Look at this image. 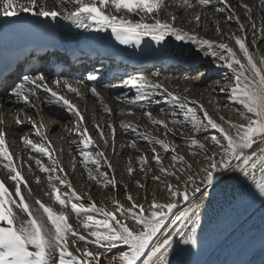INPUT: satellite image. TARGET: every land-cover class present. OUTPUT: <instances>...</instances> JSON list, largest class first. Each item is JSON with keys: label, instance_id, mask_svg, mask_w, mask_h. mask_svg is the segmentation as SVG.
Masks as SVG:
<instances>
[{"label": "snow or ice", "instance_id": "obj_1", "mask_svg": "<svg viewBox=\"0 0 264 264\" xmlns=\"http://www.w3.org/2000/svg\"><path fill=\"white\" fill-rule=\"evenodd\" d=\"M198 3L207 6L210 0H198ZM193 6L191 0H182L181 7ZM243 7L251 20V7L247 4ZM166 8L164 0H55V4L51 7L46 0H0V17L19 16L21 12L50 18L51 21H56L59 17L70 21L77 28L98 32L110 30L112 37L121 45L140 48L145 37H149L157 45H162L170 36L176 41H187L197 46L205 56L210 55L214 61L222 63L230 70L231 77L225 78L234 81L232 87L220 88L219 91L228 92L230 102L240 106L238 115L247 121L246 124H237L220 117L221 122H217L203 105H199L200 111L203 112L202 118L196 107H193L198 102L190 100L188 96L175 94L163 84L148 80L142 75L124 79L122 86L135 89L134 97L127 99L129 105L147 108L148 104L145 101H151L156 93H160L163 102L171 105L173 109H178L183 116L182 121L172 120L174 127L178 123L181 126L189 123L194 133L213 129L219 130L222 135L205 136L206 140L212 142V147L219 148L218 152L209 151V148L195 137L186 140L189 147L199 149V153L194 152L193 155L202 153L201 162L206 165L193 172L192 165L183 156L176 154L174 144L170 146L165 139L140 132L139 126L130 121H121V128L125 132H135L137 136H141L153 145H159L165 152H171L172 161L178 162L181 167L177 171L169 172L163 166L156 147H152L153 160L164 174V178L154 175L153 181L166 187L170 202L158 203L153 196L150 203L145 201L144 204H138L131 194H128L127 198L131 201V206L126 207L116 197H112L114 210L107 208L103 203L98 206L89 194H86L89 200L87 206L82 202H73V200L82 201L83 197L74 190L60 159L51 154V142L41 131L44 128L43 123L37 127L36 122L31 121L34 134L40 137L41 142L34 143L27 137H21V140L25 147H30L50 161L45 165L40 158L30 157L36 167L46 174L50 191L45 192V195L58 202L61 208L59 212L38 197L34 204L30 203L29 198L33 193L28 181L22 175L23 164L18 170L6 143V133L0 128V161L7 162L3 166L7 170V176L15 182V197L19 198L17 201L6 187L5 181L0 179V264H171L169 256L174 251L175 237L179 236L180 241L185 245L197 246L201 209L205 207V202L210 196L209 190L213 187L217 175L239 173L251 177L259 197L264 198V56L258 51L250 52L244 38L235 36V43L243 56L242 60L229 44L209 40L198 36L195 32L190 33L174 26L176 20L174 14L167 13L171 19L162 20L160 13ZM133 17L139 18L133 19ZM233 19L239 25V30L243 32L245 25L240 22L239 16L233 13L227 17L229 21ZM195 20L199 24L200 13L196 14ZM252 27L255 29V23ZM219 31L217 27V32ZM252 43L256 44L255 32ZM87 78L95 81L97 76L89 74ZM54 83L57 88L62 83L68 91L81 95L79 90L72 87L67 80H56ZM41 90L47 104L62 106L77 117L76 134L83 139L76 143L80 145L78 153L89 178L97 183H100L102 178L105 186L111 184L115 190L118 181L114 176L109 178L108 173L101 171L102 160L108 163L109 167L111 164L105 151L100 149L98 144H94L87 127L83 124L82 112L64 95L48 85L43 72L37 75L25 74L12 88L11 95L25 104L36 107L33 98H40ZM90 91L100 100L103 111L111 115V108L104 103L96 87L93 86ZM187 91L188 89H185V92ZM117 99L126 98L117 97ZM144 114L153 125L163 127L165 136L173 132V128H169L166 121L153 118L150 112ZM173 115H176L175 111ZM16 123L22 122L17 118ZM95 127L107 147L109 141L105 136L104 125L97 123ZM106 127L114 137L115 128L111 120L107 122ZM46 143L48 146H45ZM254 145L258 146L253 148ZM131 146H136L135 140L131 142ZM92 147L97 149L94 154L91 152ZM17 159L20 158L17 156ZM137 160L141 170L151 171L146 157L140 156ZM24 163L26 164L27 161ZM71 167L73 170L76 168L75 157ZM258 169L259 178L256 175ZM28 171L32 172L31 165H28ZM127 171L130 174L133 172L131 164ZM168 176L175 177L178 184H183V191L174 186L167 179ZM35 179L39 183L41 178L36 176ZM136 183L143 187L139 181ZM22 184L27 196L21 191ZM60 186L66 187L69 191L61 193ZM124 187L127 192L128 186L124 185ZM68 204L71 205V210L77 218L84 217L79 223L88 233L87 236L76 231L69 223L64 211ZM69 237H72L73 246L78 242L84 243L85 249L82 254L77 255L69 250ZM89 245H95L97 251H89ZM119 245L126 246V250H121L117 255L109 258L104 250L111 251ZM76 253H80L79 248H76Z\"/></svg>", "mask_w": 264, "mask_h": 264}, {"label": "rangeland", "instance_id": "obj_2", "mask_svg": "<svg viewBox=\"0 0 264 264\" xmlns=\"http://www.w3.org/2000/svg\"><path fill=\"white\" fill-rule=\"evenodd\" d=\"M191 2H194V6L192 8H187L185 12H182L178 9V4L172 5L169 11L170 13L176 16V19H179L181 17V19L184 20L186 18H193V20H195V16L197 13L203 15L201 16L199 24H197L195 20L196 29L204 30L205 33H207L209 29L213 28L217 33L218 37H215L211 34H208L207 36H200L198 30L192 32H195V34H197L198 36L207 38L209 40L229 44L231 47H233V49L237 52V55L240 56L242 60L243 56L242 53H240L239 51V46L235 43V36H242L244 38L245 44L249 48L250 52L256 53L258 51L260 55L264 56V0H210V3L207 6L200 5L198 3V0H192ZM48 3L55 4V0H49ZM245 4L249 5L252 9L251 20H249L248 18L247 10L245 9V7H243V5ZM203 13L207 14L205 16L209 15L211 21L207 22L206 26L200 27L201 21L205 19ZM233 13L235 14V16H239L240 22L245 25V29L243 32L239 30V25L237 24L235 19L231 21L227 20V17L229 15H232ZM138 18L139 17H137L136 19ZM170 19L171 17H169V20ZM253 23H255L256 25L255 29H253L252 27ZM177 27L181 28L179 26ZM217 27H219L220 29L219 32H217ZM182 29L185 30L184 28ZM187 32L190 31L187 30ZM254 32L256 37V44L252 43ZM257 63H259L258 58ZM220 64L222 65V63ZM220 67L222 68V70L218 71L209 63H201L198 66L193 67L192 70L183 69L177 71L176 73L166 75L165 78V75L163 73H160L157 68H154L155 71L153 72H150L149 69L148 71H146L145 74L137 73L136 75L140 74L148 80H151L153 82H159L175 94H178L180 96H188L190 100L197 101L198 104L193 105V107H196L198 114L202 118L203 112L200 111L199 105H203V108L207 110L209 115L216 119L217 122H221L220 117H223L225 121H232L233 123L237 124H246L247 121L238 115V109L240 108V106L236 103L230 102L228 92L219 91L220 88L230 89L234 83L232 79L225 78L231 77L230 70H228L223 65ZM160 68L162 69L161 65ZM180 76L187 77L189 80L191 79L188 82V85L185 81H178ZM191 81H193L194 84ZM104 84H102L101 86H103ZM188 86H190L193 90L188 89ZM185 89H188V91L185 92ZM103 92L104 91H102L100 94H102ZM85 94H83V98H81L80 96L74 93L73 99L76 100V102L78 101L77 105L79 103V106L80 108H82L81 110L83 111V113H85V115L89 117V119L95 121V123H93L92 121L90 122L89 120L84 119L83 124L87 127L88 132L91 135L92 140L94 141V144H98L100 149L105 151L107 159L111 164V167H109L108 163H105L102 160L101 171L108 173L109 178H112L114 176L118 183L114 190L111 184L105 186V183L102 178L100 183H97L95 180L89 178L87 170L81 163V157L78 153V148L74 147L80 146L76 142L80 141V139L82 138L80 135L78 136L76 134L75 129L77 119L72 114H68L69 118L62 119L63 121L59 126L60 130L57 129L55 130V132L50 134V138L48 139V141L51 142V154L60 159L61 164L64 167L65 173H67L68 177L70 178L74 190L77 194L83 197L82 201L77 202H82L85 204V206H87L89 204V200L86 194L91 195V197L98 206L103 203L107 208L113 210L114 207L111 201L112 197H116L121 203L125 204L126 207L131 206V201H129L127 198L128 194H131L133 199L138 204H144L145 201L150 203L153 199V196H155V199L158 203L170 202L169 193L166 187L163 184L153 181L154 175L161 176L162 178H164V174L160 172L159 166L153 160L154 154L152 153L151 149L154 146L156 147L157 153L161 155V162L163 166L167 168L169 172L177 171L181 167L178 162L172 161L171 152H165L159 145H153L148 140L142 138L141 136H137L136 133L132 131H127L123 136L124 138H121L119 136H116V134L113 137L110 132H106L104 130L105 136L108 138L109 141L107 147H105L103 141L100 139L99 132L97 131L95 124L98 122L102 124L107 123L109 121V116L106 115L105 111L102 110L101 107H103V105L99 102L100 100L97 97L92 100L91 98H89V96H84ZM156 95L160 96V99L158 101L163 102V98L160 93H156ZM80 98L83 100H81ZM105 98L108 97L105 96ZM111 98L112 97L109 96L108 100H111ZM113 100L114 103L110 104L109 107L112 111L113 109H115V112L111 114V122L113 123L114 127L122 129L121 121H130L139 126L140 132L158 137L160 139H165L166 142L170 143V146L174 144L176 146V154L179 156H183L185 160L192 165L193 172L198 171L201 167H204L206 165L201 162L202 153L198 155H193L194 152L199 153V149L195 147H189V145L186 143L187 139L195 137L197 140L204 143L205 146L209 148V151H219V148L212 147V142L210 140L205 139L206 135L210 136L215 134L217 136H221L222 134L219 132V130L208 129L202 133H194L189 123H184L182 126L178 123L174 127L172 124V120L175 119L178 122L182 121L183 116L179 113L178 109H173V107L168 103L160 107H156L155 109H152L150 107L143 108L141 110L139 109L140 112H137L138 105H134L135 111H133L134 108L130 106H128L127 108L125 107V105L121 104V102L116 101L115 96H113ZM71 102L73 103V100H71ZM104 103H106V101H104ZM95 104H97L99 108L95 107ZM152 104L156 105V103ZM21 105L22 106H19L21 116H26L27 120L31 121L37 120L39 118L37 110H34V108L30 109L29 107L26 108L27 104H25L24 102ZM10 106L11 105H9V107ZM119 106L122 109H119ZM174 111L176 112L175 116L173 115ZM145 112H150L152 117L157 120L166 121L168 123V127L173 128V132L168 133L167 136H165V130L163 129V127L153 125L150 122L149 118L145 116ZM6 113L7 112L5 111L4 116H6ZM20 113H16L15 119L19 118V120L22 121L20 119ZM11 115L12 114L10 113V116ZM12 117L14 116L12 115ZM22 123L23 128L21 133L23 137H25V133H30L31 131L33 132V130L29 126L30 124H26L25 122ZM82 130L83 129L81 128V131ZM13 139L14 138H12V143L13 145H15L13 150L16 154H18L22 162L32 160L29 157H37L40 158L45 165H48L50 163L47 157L35 152L30 147H25L22 140L21 143H19L18 141L15 142ZM29 139H31L34 143L38 142V140H36L35 138ZM60 140H62L64 144H61L60 148H58L57 146L55 147L54 144L57 141L59 142ZM133 140H135L136 142L135 147L131 146V142ZM45 146H48V144L46 143ZM256 146L257 145H254L253 148ZM67 147H69L68 149L70 150V154L68 153ZM96 151L97 149L95 147L91 148V152L93 154ZM66 155H68V158ZM69 155L71 156V158ZM140 156L146 157L148 167L151 168V171H147V169L141 170V166L137 160V158ZM74 157L76 161L75 170H73L71 167ZM67 161L69 163H66ZM65 164H67L68 166ZM129 164H131L133 168V172L131 174L127 171ZM34 166L36 165L34 164ZM93 172L95 174L94 169ZM53 175H55V173H53ZM61 175H63V173H61ZM220 177H222V175H217L213 187L209 190L210 196L207 198L205 205L211 203L213 200H216V196L220 194V192L218 191H225L226 189H230L233 186L232 185L230 188L225 186L227 182H223L220 185H217V180ZM242 178L247 177H243V175L242 177L239 176V179L242 180L241 183L245 180ZM167 179L174 186L179 187L181 191H183V184H178L175 177L168 176ZM240 180L238 182L237 179L235 183H240ZM137 181H139L140 185H143V187L138 186L136 183ZM197 183H199L198 180ZM124 185L128 186L127 192L125 191ZM60 188L61 193L69 191L64 186H60ZM219 188L222 189L219 190ZM177 199H180V197H177ZM50 204H52L53 207L55 206V210H61L58 202H54L52 200L50 201ZM64 211L65 214L68 216L69 223L73 225V228L81 234L87 236L88 233L83 229L82 224L79 223V221L84 220V217L81 216L77 218V216L71 210L70 204H68L64 208ZM89 238L91 239V237ZM71 240L72 237H69L68 243L71 247V252L77 255L82 254L85 249L84 243L78 242L77 245L73 246ZM76 248L80 249V253H76ZM88 250L95 252L97 251V247L95 245H89ZM121 250H126V246L119 245L117 248H114L111 251H108L107 249H105L104 251L108 253V257L110 258L111 256L117 255V253Z\"/></svg>", "mask_w": 264, "mask_h": 264}, {"label": "bare ground", "instance_id": "obj_3", "mask_svg": "<svg viewBox=\"0 0 264 264\" xmlns=\"http://www.w3.org/2000/svg\"><path fill=\"white\" fill-rule=\"evenodd\" d=\"M192 1V0H191ZM194 1V0H193ZM49 0H46V3L51 7L54 5L48 3ZM164 3L167 5L166 10H162L160 13V18L162 20H169V17L167 13H170V8L172 5H177L179 6V10L182 12H185L187 7H181L182 0H164ZM194 3V2H193ZM70 8V6H69ZM59 10V8H58ZM25 13V12H24ZM205 19H203L200 23L201 26H206L207 22H210L209 15L205 16L207 14L203 13ZM201 15V14H200ZM168 16V17H167ZM203 16V15H201ZM25 17L28 20H33L37 23H58L61 18H57L56 21H51L50 18H44V17H36L32 15L31 13H25ZM203 17V18H204ZM137 17H133V19H136ZM179 18V17H178ZM151 22V21H148ZM174 26H179L181 28H184L186 31H196L198 30V33L200 36H207L208 34H211L215 37H218L217 33L213 28L209 29L207 33H205L204 30H199L196 29L195 27V20L193 18H186L175 20V25ZM191 29V30H190ZM98 35L101 38H104L109 41L110 44V55H112V52H116L115 49L120 45L114 37H112L110 30L108 31H99ZM149 38V37H145ZM166 47L163 50L157 51L156 53H137L132 55L133 60L132 63H137V67H131L130 64L127 66L131 72V74H137V73H142L145 74L146 71L148 70V66H151L152 64H160L162 66V71L164 78L166 75L176 73L177 71L183 70V69H192L194 65L198 66L201 63H209L212 65L215 69L222 70L220 66H222L220 63L217 61H214L213 58L209 56H205L202 52H200L197 48V46L187 42V41H176L174 37H168L166 41L163 43ZM185 58L189 59V65L187 66L184 63V60L188 62ZM60 61H65L64 57L61 55L59 56ZM105 63L106 61H102ZM217 66V68H216ZM81 67V66H80ZM100 69V68H99ZM97 69V71L99 70ZM40 72H43L46 76V82L50 87H52L54 90L58 91L61 95H64L66 97V93H64L63 89V84L57 88L55 85L54 81L55 78L53 76V70L49 65H44ZM39 72V73H40ZM102 72V70H101ZM72 73H74L73 81L72 79H63L67 80L69 84L75 83L77 81V77H84L82 84L85 82H88L86 87L87 91H83L81 88L77 87L79 92L81 93L80 97L83 98V94L86 93L89 98L92 100L95 99L96 96H94L91 93V88L93 86L98 88V86H101L104 84V79L105 77H97L95 81H87V77L89 74L92 73H84L82 74L81 72H78L77 69H73ZM94 75V74H92ZM190 78V77H189ZM191 80V79H190ZM187 77H182L180 76L178 81L182 82L185 81L186 84L188 85V82L190 81ZM62 81V79H61ZM193 83V81H191ZM195 82V81H194ZM81 83V82H80ZM173 84V82H172ZM194 84V83H193ZM72 86V85H71ZM113 86H106L107 89H111ZM61 89V90H60ZM67 89V88H66ZM188 89L193 90L190 86H188ZM11 90L9 89L6 93H3L0 95V128H3V130L6 133V143L9 146V151L13 154V162L16 164L18 170L20 168V165L23 164V170H22V175L25 177V179L28 181L30 187L32 188V197L30 199V203L34 204L35 199L38 197L41 199L42 202L46 203L45 200L51 199L49 196L45 195V192L50 191L48 182H47V176L45 173H42L36 166H34L35 162L34 160L27 161L25 164L24 162L21 161L20 159H17L18 154L14 152V146L12 143V138L15 142L21 143V137H23L21 131H22V124H17L16 123V113H20V108L19 106H22L21 104L23 101L17 100L14 96L11 95ZM100 89H97V92H99ZM123 91V90H121ZM43 91L41 90L40 93V98H33L35 105L38 107V119L35 120L37 127L43 123L44 128L41 129L45 133L46 136H50L55 130H60V124L63 121L62 119L69 118L68 117V111L63 108L62 106H54L47 104L44 99H43ZM104 97V101H106L107 105L109 106L110 104L114 103L113 98L111 100L108 98ZM80 98V99H81ZM68 99V98H67ZM69 100V99H68ZM79 100V99H78ZM83 100V99H81ZM70 101V100H69ZM109 101V102H108ZM71 102V101H70ZM78 102V101H77ZM76 102V103H77ZM94 102V101H92ZM9 105H11L9 107ZM95 107L99 108L97 104L94 105ZM100 106V105H99ZM78 107H80L78 105ZM101 107V106H100ZM160 107V106H158ZM103 110V107H101ZM82 109V108H81ZM119 109H122L119 106ZM5 111L6 116H4ZM115 112V109L111 111V114ZM10 113L12 115L10 116ZM83 113V112H82ZM106 113V112H105ZM84 119L89 120L90 122L93 121L92 119H89L83 113ZM106 115L109 116V120H111V115L106 113ZM20 119L22 120L21 122H25L26 124H30L29 126L33 130L31 124V120H27L26 116H21L20 113ZM29 119V118H28ZM29 121V122H28ZM97 124V123H96ZM98 124L104 125V130L106 132H109L108 128L106 127L107 123H100ZM115 128V134L116 136H119L121 138H124L123 136L125 135V131L123 129ZM120 129V130H119ZM60 132V131H59ZM58 132V133H59ZM65 134V133H64ZM35 135V134H34ZM36 139L38 140V143H40V137L36 136ZM50 138V137H49ZM40 141V142H39ZM56 144V145H55ZM54 144V146L60 148V145L64 144L62 140L59 142L57 141ZM258 146V145H257ZM256 146V147H257ZM69 147H67L68 149ZM255 148V147H254ZM68 153L70 154V150L68 149ZM68 158V155H66ZM70 156V155H69ZM19 157V156H18ZM28 157V156H27ZM24 158V157H23ZM22 158V159H23ZM30 158V157H29ZM71 158V156H70ZM67 160V159H63ZM64 162V161H63ZM7 163L6 161H0V179L5 181L6 187L9 189V191L13 194L15 197V182L11 181L10 178L7 176V170L4 168V164ZM66 163H69L68 161ZM28 165H31L32 167V172L30 173L28 171ZM67 165V164H65ZM68 166V165H67ZM257 178H259V169L257 170ZM36 176H40V182L37 183L36 181ZM239 176L242 177V174L236 173V174H223L222 177H220L217 180V185H220L223 182H227L225 186L227 187H232L230 189H226L225 191H220L218 196H216V200L212 201L209 204H206L205 207L201 209V216H200V226L198 227L197 230V237H198V244L197 246L193 247L190 245H185L180 241V237L177 236L174 238L173 241V247L174 251L172 254L169 256V260L171 261V264H187L188 262L191 261L193 258V253L196 251L197 247L203 242L211 237V233L215 232L216 229H218L220 226L225 224L231 219V216L233 215V210L244 200L249 199L252 192H254L256 189L254 187V184L252 182L251 177L247 178H242L245 179L242 183L239 179ZM244 177V176H243ZM238 179V182L240 180V183L236 184L235 181ZM231 183V185H230ZM228 184V185H227ZM236 184V185H235ZM224 187V186H223ZM217 190V189H216ZM21 191L27 196L26 190L24 189L23 184L21 185ZM214 193V192H213ZM215 194V195H216ZM17 201L19 200L18 197H15ZM54 204V203H53ZM55 207V206H54ZM264 220V201L257 207H255L251 213L242 219L234 228L229 230L224 237L220 239V241L209 251V253L204 257V259L199 263V264H223L226 260V258L235 250V248L239 245V243L245 238L247 235L248 231L252 229L254 226L258 225ZM71 251V248L69 249Z\"/></svg>", "mask_w": 264, "mask_h": 264}]
</instances>
